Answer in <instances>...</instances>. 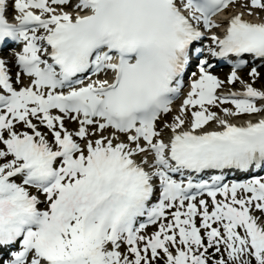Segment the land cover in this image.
Listing matches in <instances>:
<instances>
[{"label":"snow or ice","instance_id":"snow-or-ice-1","mask_svg":"<svg viewBox=\"0 0 264 264\" xmlns=\"http://www.w3.org/2000/svg\"><path fill=\"white\" fill-rule=\"evenodd\" d=\"M4 49L0 264H264V0H0Z\"/></svg>","mask_w":264,"mask_h":264}]
</instances>
